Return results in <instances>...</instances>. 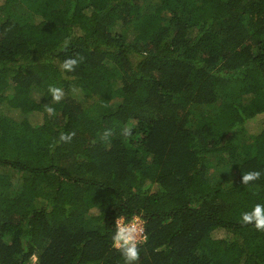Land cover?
Masks as SVG:
<instances>
[{"label": "trees", "instance_id": "1", "mask_svg": "<svg viewBox=\"0 0 264 264\" xmlns=\"http://www.w3.org/2000/svg\"><path fill=\"white\" fill-rule=\"evenodd\" d=\"M143 2L1 1L0 264H264V0Z\"/></svg>", "mask_w": 264, "mask_h": 264}, {"label": "clouds", "instance_id": "2", "mask_svg": "<svg viewBox=\"0 0 264 264\" xmlns=\"http://www.w3.org/2000/svg\"><path fill=\"white\" fill-rule=\"evenodd\" d=\"M77 63L78 61L76 58L68 57L64 59L61 67L70 72ZM49 92L51 93L52 99L55 101H59L63 97L61 88L50 87ZM47 111L51 113L53 109L48 107ZM124 131L125 134H127L129 130L125 128ZM104 136H108V131H105ZM61 139H70V135H62ZM260 175V170L242 172V182L246 185L249 181L257 180ZM240 221L244 224H251L258 231H264V203H256L251 210L242 212ZM140 231L141 228L136 217H132L127 222H123L122 220L115 221V228L111 233V244L112 247L119 250L123 257L124 264H133V262L138 259L140 251L139 245L143 240V238H138V233ZM32 259L35 261V255Z\"/></svg>", "mask_w": 264, "mask_h": 264}, {"label": "rangeland", "instance_id": "3", "mask_svg": "<svg viewBox=\"0 0 264 264\" xmlns=\"http://www.w3.org/2000/svg\"><path fill=\"white\" fill-rule=\"evenodd\" d=\"M2 0H0V3H1ZM144 2L142 3V6H143V9L145 11H149L152 7V3H153V0H143ZM13 12L15 14H23V13H26L25 10L23 8H20V7H15ZM4 14V10L2 8H0V16H2ZM45 94V89L44 88H36L34 90V97L37 99V100H41L43 98ZM47 103L49 102L48 100H45ZM89 107L87 108V110L90 112V114H93L94 113V108H95V105L97 103V98L96 97H90L89 99ZM199 113V111L197 112ZM133 123H128L126 125L127 128L131 127ZM255 126L251 125L250 124V127H249V132H253L255 131ZM241 136H245V137H248V134H241ZM102 138H103V135H102ZM136 217V216H134ZM137 218V217H136ZM215 235L216 236H224L225 235V232L223 230H217L215 231ZM36 263V259L35 261L32 260V264H35Z\"/></svg>", "mask_w": 264, "mask_h": 264}, {"label": "built area", "instance_id": "4", "mask_svg": "<svg viewBox=\"0 0 264 264\" xmlns=\"http://www.w3.org/2000/svg\"><path fill=\"white\" fill-rule=\"evenodd\" d=\"M137 217V220H138V224L141 228V231L138 233V238H145V234H144V221L139 217V216H136ZM118 220H122L123 222H127L124 218H119ZM37 264V263H35Z\"/></svg>", "mask_w": 264, "mask_h": 264}]
</instances>
